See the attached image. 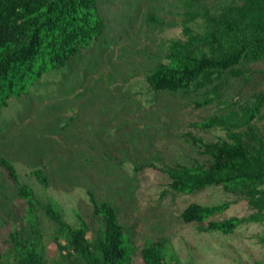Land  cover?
<instances>
[{
	"label": "rangeland",
	"instance_id": "obj_1",
	"mask_svg": "<svg viewBox=\"0 0 264 264\" xmlns=\"http://www.w3.org/2000/svg\"><path fill=\"white\" fill-rule=\"evenodd\" d=\"M242 0H97L104 23L101 36L73 56L59 71L43 74L26 94L11 98L0 110V157L14 167L19 182L30 187L42 202L51 201L64 222L80 227L86 236L102 230L101 218L92 215L88 192L97 202L110 203L117 222L133 246L130 264H143L140 250L166 239L179 264H264V209L258 211L243 191L221 186L191 194L168 190V179L157 167L203 163L184 135L191 132L204 142L225 140V131H198L189 124L251 107L264 95V59L242 61L237 68L249 81L225 72L220 99L206 106L194 102L210 97L212 86L187 93L151 90L145 77L159 64L173 41L184 42V29L201 37ZM194 15V18L190 16ZM208 55L205 44L195 48ZM227 101L228 107L222 104ZM249 128L264 140V105L248 125L237 131L248 142ZM40 169L45 188L31 176ZM264 185L259 186L263 188ZM230 202L216 220L247 218L230 234L200 232L197 223H184L180 213L190 203L212 206ZM23 201L0 168V254L14 262L10 233L29 238ZM44 264H65L52 240L56 226L43 213L36 221ZM64 244V239L59 238Z\"/></svg>",
	"mask_w": 264,
	"mask_h": 264
},
{
	"label": "trees",
	"instance_id": "obj_2",
	"mask_svg": "<svg viewBox=\"0 0 264 264\" xmlns=\"http://www.w3.org/2000/svg\"><path fill=\"white\" fill-rule=\"evenodd\" d=\"M192 15L190 18H194ZM104 23L97 0H0V110L11 98L26 94L28 88L43 74L59 71L80 50L97 40ZM186 40L173 41L167 63H159L146 77L148 87L155 91L187 93L212 86L210 97L193 103L206 106L220 99L215 81L225 72L241 77L245 71L237 66L244 60L264 59V0H242L240 5L227 8V14L201 37L184 29ZM205 44L208 55H197L195 48ZM228 107L227 101H222ZM264 105V95L242 112L227 110L224 114L189 124L198 131L221 128L226 139L204 142L187 132L184 136L207 156L203 163L174 164L157 167L141 164L135 171L147 167L156 169L168 179V190L176 194H191L204 188L221 186L227 192L244 191L248 202L258 211L264 209V140L249 128L248 142L237 130L248 125ZM0 168L14 186L16 197L23 201V216L29 228V238L20 239L17 229L10 233L14 262L0 264H44L41 256V236L36 224L38 213L47 216L56 226L52 240L65 264H130L133 246L116 211L108 202H97L88 192L92 215L101 218L103 227L94 238L86 236L84 220L76 215L80 227L74 229L63 221L51 201L37 200L32 189L19 182L13 165L0 157ZM31 176L45 188L46 175L40 169ZM230 202L205 206L188 204L180 213L184 223H197L200 232L232 233L243 223L259 220L257 214L247 218L216 220ZM64 239V244L59 242ZM143 264H179L169 242L162 238L140 250Z\"/></svg>",
	"mask_w": 264,
	"mask_h": 264
}]
</instances>
